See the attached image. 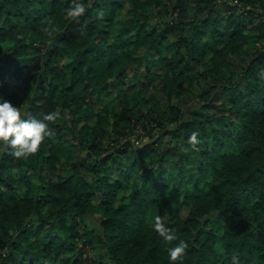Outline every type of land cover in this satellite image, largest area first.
Returning <instances> with one entry per match:
<instances>
[{
    "label": "trees",
    "instance_id": "16d2710c",
    "mask_svg": "<svg viewBox=\"0 0 264 264\" xmlns=\"http://www.w3.org/2000/svg\"><path fill=\"white\" fill-rule=\"evenodd\" d=\"M127 1L107 27L118 0H0V97L58 112L36 154L0 145V264H170L150 211L175 264H264V0Z\"/></svg>",
    "mask_w": 264,
    "mask_h": 264
},
{
    "label": "clouds",
    "instance_id": "9594fccd",
    "mask_svg": "<svg viewBox=\"0 0 264 264\" xmlns=\"http://www.w3.org/2000/svg\"><path fill=\"white\" fill-rule=\"evenodd\" d=\"M67 17L79 20L86 12L84 0H70L69 7L65 10ZM102 13L96 14V19H101ZM58 112L51 111L41 116L21 112V109L12 101L0 97V145L8 148L10 154L19 159L36 154L42 142L55 136V129L49 122L57 119ZM191 142H196L195 133L190 137ZM152 227L164 241L179 240L177 244L167 249L170 264L181 261L186 254L188 244L179 239L177 234L168 227L160 216L153 217ZM231 264H241L238 255L231 256Z\"/></svg>",
    "mask_w": 264,
    "mask_h": 264
},
{
    "label": "rangeland",
    "instance_id": "374dc122",
    "mask_svg": "<svg viewBox=\"0 0 264 264\" xmlns=\"http://www.w3.org/2000/svg\"><path fill=\"white\" fill-rule=\"evenodd\" d=\"M120 2V5L121 7L117 8L116 10H113V12L111 13H108L109 11L105 12L103 15H102V19H103V24L105 26H110L112 25L114 22L118 23V22H121L123 20H125L126 18H128V11L130 10L131 6L129 5L128 1L127 0H118ZM223 1H226V0H223ZM50 2V1H48ZM222 2V1H221ZM227 4V3H226ZM231 4V3H230ZM233 4H238V3H233ZM240 8L241 7H238V10L240 11ZM224 10H226V6L224 7ZM263 8L262 7H259V9L257 10V12L261 13L263 12ZM111 11V10H110ZM156 20L153 21V23H155ZM250 22H251V26H254L255 28H257L260 24V18L258 17V15H256L253 19H250ZM155 50L151 49V50H148L147 48H142L140 49V51L137 53L138 56L140 57H144V58H151V57H154L155 55ZM201 69H204V67H202ZM8 79H11V78H8ZM14 79H11V81L13 82ZM112 81V80H110ZM119 85L117 84L115 87H113L109 93L105 94L104 96V99H105V104L108 105V103L112 106V107H116L119 103V93H120V90H119ZM30 91L27 92V89H24L23 90V95L26 93H29ZM104 105V106H106ZM193 108H197V106H194ZM96 122H97V118H92L90 121H89V124L92 125V126H95L96 125ZM156 132V131H155ZM147 140V139H145ZM107 145H108V139H106L104 141ZM140 142H136L135 144H139ZM14 174L17 176V177H20L22 174H21V171H14ZM179 190H180V193L181 194H184L187 190V184L186 182H182L180 184L177 185ZM19 191L22 192V193H25L26 192V185L24 183H20L19 184ZM117 204H119V201L117 202ZM189 208H190V204H185V206L182 207V209L180 210L179 214L180 216H182L183 218L186 217L189 213ZM155 212L154 211H150V218L151 220L153 219V217H155ZM99 213L96 211V209H94L91 213V215L88 217V224L91 225V226H95V227H98V223H99ZM176 218V215H168L167 216V219L169 221H174ZM215 228L216 230H218L219 232H221V228L220 226L217 224L215 225Z\"/></svg>",
    "mask_w": 264,
    "mask_h": 264
}]
</instances>
